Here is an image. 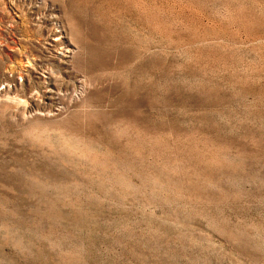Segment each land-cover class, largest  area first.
<instances>
[{
	"label": "rangeland",
	"instance_id": "rangeland-1",
	"mask_svg": "<svg viewBox=\"0 0 264 264\" xmlns=\"http://www.w3.org/2000/svg\"><path fill=\"white\" fill-rule=\"evenodd\" d=\"M0 264H264V0H0Z\"/></svg>",
	"mask_w": 264,
	"mask_h": 264
},
{
	"label": "bare ground",
	"instance_id": "bare-ground-1",
	"mask_svg": "<svg viewBox=\"0 0 264 264\" xmlns=\"http://www.w3.org/2000/svg\"><path fill=\"white\" fill-rule=\"evenodd\" d=\"M53 40H55V39H53ZM56 92V91H55Z\"/></svg>",
	"mask_w": 264,
	"mask_h": 264
}]
</instances>
